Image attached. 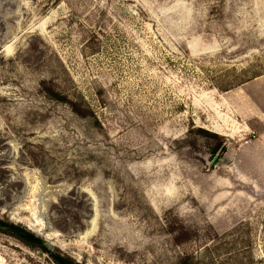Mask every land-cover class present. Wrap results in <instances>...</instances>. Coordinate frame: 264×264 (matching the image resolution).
<instances>
[{"label":"rangeland","instance_id":"obj_1","mask_svg":"<svg viewBox=\"0 0 264 264\" xmlns=\"http://www.w3.org/2000/svg\"><path fill=\"white\" fill-rule=\"evenodd\" d=\"M0 216L82 264H264V0H0Z\"/></svg>","mask_w":264,"mask_h":264},{"label":"trees","instance_id":"obj_2","mask_svg":"<svg viewBox=\"0 0 264 264\" xmlns=\"http://www.w3.org/2000/svg\"><path fill=\"white\" fill-rule=\"evenodd\" d=\"M45 90H46L45 91L46 95L50 99L63 102L69 105L72 108V110H74L75 112H80V109L78 107V102L75 99H72L71 97L65 95L64 93L58 91L57 89H53L52 87L47 88ZM199 130L200 132H204V130L202 129H199ZM0 232H5V233H9V234H13L15 236L21 237L27 243L31 245L39 244L41 248L43 249V251H45L47 254L52 256L58 264H82L74 260L72 257L64 256L60 254L57 255L49 244L37 238L32 232L27 231L21 225L13 223L9 219H4L1 216H0Z\"/></svg>","mask_w":264,"mask_h":264},{"label":"water","instance_id":"obj_3","mask_svg":"<svg viewBox=\"0 0 264 264\" xmlns=\"http://www.w3.org/2000/svg\"><path fill=\"white\" fill-rule=\"evenodd\" d=\"M218 159H219V153H217L214 156V158L212 159V161L210 162V164H209L210 168H212L215 165V163L218 161Z\"/></svg>","mask_w":264,"mask_h":264}]
</instances>
